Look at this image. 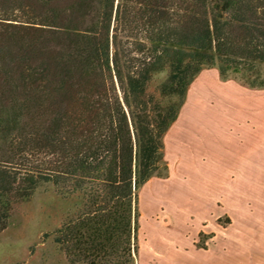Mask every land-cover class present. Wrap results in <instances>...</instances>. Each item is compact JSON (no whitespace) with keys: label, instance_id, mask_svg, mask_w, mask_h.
Segmentation results:
<instances>
[{"label":"trees","instance_id":"obj_1","mask_svg":"<svg viewBox=\"0 0 264 264\" xmlns=\"http://www.w3.org/2000/svg\"><path fill=\"white\" fill-rule=\"evenodd\" d=\"M262 63L264 0H0V232L51 183L76 198L43 236L68 264H136L139 192L169 175L188 87L216 66L264 88Z\"/></svg>","mask_w":264,"mask_h":264},{"label":"crops","instance_id":"obj_2","mask_svg":"<svg viewBox=\"0 0 264 264\" xmlns=\"http://www.w3.org/2000/svg\"><path fill=\"white\" fill-rule=\"evenodd\" d=\"M165 143L169 175L147 181L140 191L149 186L155 196L150 201L145 195L142 201L154 207L171 201L185 206L189 209L185 225L189 221L194 227L211 216L202 215L200 207H213L212 215L229 214L249 228L231 237L253 239V250L264 259V88L248 86L234 76L224 80L216 66L202 69L188 87ZM172 174L174 181L164 188L162 181ZM156 177L160 182L152 181ZM165 229L153 220L146 232L158 244L156 234H166ZM184 239L185 235L179 237V246Z\"/></svg>","mask_w":264,"mask_h":264},{"label":"rangeland","instance_id":"obj_3","mask_svg":"<svg viewBox=\"0 0 264 264\" xmlns=\"http://www.w3.org/2000/svg\"><path fill=\"white\" fill-rule=\"evenodd\" d=\"M259 67L264 78V63ZM166 76L167 72L157 73L150 88L160 84ZM235 77L241 81L247 80L242 74ZM174 144H170L172 151ZM166 158H169L168 153ZM160 180L157 177L152 179L157 182ZM173 181L174 174L169 180L162 181L163 187ZM145 195L150 201L155 196L150 194L149 186L143 192L140 191V248L136 264H263L264 259H260L253 250V239L246 236L231 237L239 231L249 232V228L240 226L237 219L233 221L231 215H212L215 213L213 207L204 206L198 208V211L202 215L211 216L196 227L191 226L189 221L185 225L184 218L189 210L187 207L172 201L167 204L161 202L157 207L148 206L142 201ZM75 204L76 198L62 199L51 183L41 184L30 200L17 203L9 226L0 232V264H68L65 254L53 241V235L44 239L43 236L57 229L70 210L75 208ZM153 220L166 227V234H156L161 240L158 244L152 239V233L146 232L148 224ZM181 235H185V239L183 245L179 246Z\"/></svg>","mask_w":264,"mask_h":264}]
</instances>
